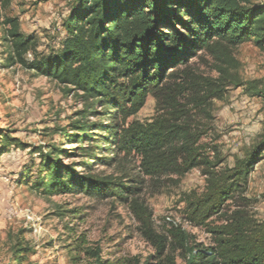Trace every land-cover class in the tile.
<instances>
[{"label": "trees", "instance_id": "16d2710c", "mask_svg": "<svg viewBox=\"0 0 264 264\" xmlns=\"http://www.w3.org/2000/svg\"><path fill=\"white\" fill-rule=\"evenodd\" d=\"M4 25L10 47L6 62L57 83L83 104L77 121L51 133L59 135V143L39 149L41 162L32 189L47 198L85 195L118 201L136 216L143 238L155 249L157 256L151 258L157 264H176V250L189 254L186 264H264V223L258 225L237 211L221 226L207 224L224 213L261 162L264 134L245 161L216 173L218 164L205 154L182 102L187 92L192 93L196 108H203L210 99L221 98L227 85L244 86L230 74L232 53L251 42L264 52V6L253 0H72L65 37L48 53L38 51L35 37L21 33L17 18H7ZM201 54L217 62V80L197 83L194 76L181 72ZM246 92L264 99L258 86L250 85ZM150 97L156 100V116L148 122L132 120ZM12 146L20 144L0 131V157ZM65 146L75 148L64 150ZM72 157L83 160L64 163ZM132 158L139 160L140 175L152 181L203 171L207 190L184 202L188 221L208 228L213 245L190 247L178 231H155L153 215L142 200L146 181L132 178L128 168ZM98 166H118L121 171L102 176L94 171ZM31 175L29 169L20 181L29 183ZM18 246L15 254L22 264V253L30 250ZM95 261L109 264L99 254Z\"/></svg>", "mask_w": 264, "mask_h": 264}, {"label": "rangeland", "instance_id": "374dc122", "mask_svg": "<svg viewBox=\"0 0 264 264\" xmlns=\"http://www.w3.org/2000/svg\"><path fill=\"white\" fill-rule=\"evenodd\" d=\"M253 2L264 6V0ZM71 4L72 0H10L8 3L0 0V131L10 134L20 144L0 157V264H19L15 254L19 244L30 250L22 253V264H96L98 254L109 264L145 261L157 264V259L151 258L157 256L155 249L143 238L136 216L118 201H100L85 195L47 198L32 189L41 162L39 149L45 151L46 145L59 143V135L52 137L51 133L77 121L76 113L83 109V104L76 95H66L57 83L6 62L10 47L5 42L4 22L7 18H17L21 33L35 37L38 51L48 53L57 49L65 37L64 22ZM232 58L234 68L230 74L244 86L227 85L221 98L210 99L203 108H196L192 93L187 92L182 99L200 135V145L218 164L214 170L219 174L245 161L264 134V99L246 92L250 85L264 91V52L251 42L236 48ZM216 67L217 62L211 56L201 54L181 68V72L204 84L205 80L219 78ZM156 105V100L150 97L132 120H152ZM72 148L75 146H65L64 150ZM82 160L65 158L64 163ZM138 164L139 160L132 158L128 168L133 170L132 178L146 181L142 200L153 215L155 231L163 235L178 231L186 236L190 247L213 245L208 228L188 221L184 202L189 196H200L207 190L208 179L203 171L196 169L181 178L152 181L140 175ZM29 169H32L29 183L27 179L21 182V176ZM94 171L102 176L118 175L121 167L98 166ZM237 211L244 212L258 225L264 223V154L242 191L227 203L224 213L207 224L221 226L226 216ZM28 215H32L33 221L28 220ZM71 253L76 260L70 258ZM172 254L176 264H186L189 258L182 250Z\"/></svg>", "mask_w": 264, "mask_h": 264}, {"label": "built area", "instance_id": "2783aa9c", "mask_svg": "<svg viewBox=\"0 0 264 264\" xmlns=\"http://www.w3.org/2000/svg\"><path fill=\"white\" fill-rule=\"evenodd\" d=\"M27 218H28L29 221H33V220H32V219H33V218H32V215H28ZM35 232H38V229H35Z\"/></svg>", "mask_w": 264, "mask_h": 264}]
</instances>
